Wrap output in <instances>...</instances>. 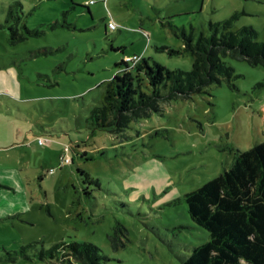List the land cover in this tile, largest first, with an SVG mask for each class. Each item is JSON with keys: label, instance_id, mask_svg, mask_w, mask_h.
<instances>
[{"label": "rangeland", "instance_id": "obj_1", "mask_svg": "<svg viewBox=\"0 0 264 264\" xmlns=\"http://www.w3.org/2000/svg\"><path fill=\"white\" fill-rule=\"evenodd\" d=\"M234 15L264 42V0H0V264H82L48 255L73 242L103 264H182L209 240L183 197L264 141V66L225 57L230 82L120 134L88 118L124 58L190 71L181 32L197 40Z\"/></svg>", "mask_w": 264, "mask_h": 264}, {"label": "trees", "instance_id": "obj_2", "mask_svg": "<svg viewBox=\"0 0 264 264\" xmlns=\"http://www.w3.org/2000/svg\"><path fill=\"white\" fill-rule=\"evenodd\" d=\"M17 9L15 5L9 7L7 24L15 19ZM237 18L234 15L211 24L213 34L201 33L197 40L194 33L181 32L185 40L182 53L193 56L190 71L169 70L157 62L151 65L137 54L141 58L134 65L124 58L117 64L119 72L107 84L103 104L90 113L92 128L120 134L130 123L160 112L158 103L202 93L206 87L222 83L219 76L230 82L234 69L225 57L264 66V42L257 40L258 33L252 26L234 30ZM10 28L14 36L16 30ZM183 199L192 220L207 230L210 238L194 247L182 264H264V141L238 150L225 172ZM64 252L74 254L82 264H103L100 249L91 243H58L48 255L64 259Z\"/></svg>", "mask_w": 264, "mask_h": 264}, {"label": "built area", "instance_id": "obj_3", "mask_svg": "<svg viewBox=\"0 0 264 264\" xmlns=\"http://www.w3.org/2000/svg\"><path fill=\"white\" fill-rule=\"evenodd\" d=\"M108 27H109L110 30L116 29V23L113 22V21H110V22L108 23ZM146 36L149 37V35H146ZM134 58H135V59H136V58H139V60H140L141 56H138V57H137V56H134ZM125 60L128 61V62H131L132 64H134V61H133L132 58H130V56H129V57H126ZM43 143H44V142H43L42 140H39V144H43ZM68 161H69V162H72V159L69 158ZM52 172H53V171H52Z\"/></svg>", "mask_w": 264, "mask_h": 264}]
</instances>
